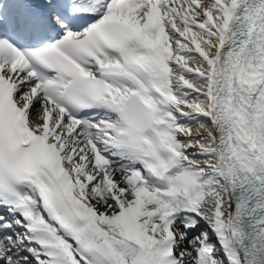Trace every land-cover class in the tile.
I'll return each instance as SVG.
<instances>
[{"label":"snow or ice","instance_id":"1","mask_svg":"<svg viewBox=\"0 0 264 264\" xmlns=\"http://www.w3.org/2000/svg\"><path fill=\"white\" fill-rule=\"evenodd\" d=\"M0 264H264V0H0Z\"/></svg>","mask_w":264,"mask_h":264}]
</instances>
